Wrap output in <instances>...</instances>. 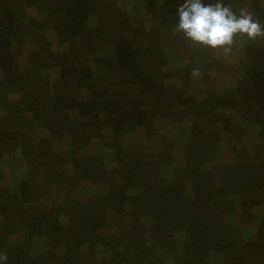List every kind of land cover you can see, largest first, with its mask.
Listing matches in <instances>:
<instances>
[{"label":"trees","instance_id":"trees-1","mask_svg":"<svg viewBox=\"0 0 264 264\" xmlns=\"http://www.w3.org/2000/svg\"><path fill=\"white\" fill-rule=\"evenodd\" d=\"M183 2L0 0V264H264V37Z\"/></svg>","mask_w":264,"mask_h":264},{"label":"clouds","instance_id":"clouds-1","mask_svg":"<svg viewBox=\"0 0 264 264\" xmlns=\"http://www.w3.org/2000/svg\"><path fill=\"white\" fill-rule=\"evenodd\" d=\"M178 23L173 33H180L193 45L229 54L237 37L255 40L264 37V26L246 10L237 15L223 0L204 3L203 0H184L177 5ZM0 253V261H7Z\"/></svg>","mask_w":264,"mask_h":264},{"label":"rangeland","instance_id":"rangeland-1","mask_svg":"<svg viewBox=\"0 0 264 264\" xmlns=\"http://www.w3.org/2000/svg\"><path fill=\"white\" fill-rule=\"evenodd\" d=\"M127 10L128 11H130V8H127ZM241 10H246L247 12H251L252 13V10H251V8H249L248 6H245V5H240V6H237V8L235 9V13L237 14V15H239V13H240V11ZM31 13H33L34 15L36 14L35 13V11L34 10H31ZM258 40H261V38L259 37V39ZM27 51H29V47H26L25 48ZM25 50V51H26ZM221 54H223V57L225 58V55H228V56H231V53H229V54H224L223 52H221ZM228 78H230V77H228ZM222 145H223V143H222ZM222 150V152H226L223 148L221 149Z\"/></svg>","mask_w":264,"mask_h":264}]
</instances>
